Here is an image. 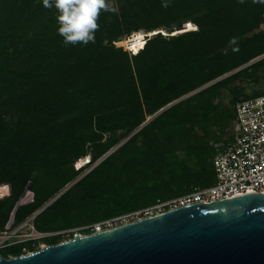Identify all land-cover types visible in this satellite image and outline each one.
<instances>
[{
    "label": "trees",
    "instance_id": "16d2710c",
    "mask_svg": "<svg viewBox=\"0 0 264 264\" xmlns=\"http://www.w3.org/2000/svg\"><path fill=\"white\" fill-rule=\"evenodd\" d=\"M108 2L119 11L100 12L95 42L65 45L55 7L45 8L43 0H0V186L10 187L0 197V234L13 213L10 228L177 100L98 164L105 169H94L90 189L60 209L52 208L54 202L31 223L43 233L82 228L214 184L213 158L230 139L236 104L264 94L248 95L236 85L258 79L264 67V3ZM190 23L195 29L185 31ZM160 30L180 33L159 32L137 54L116 44ZM223 90L232 96L230 106ZM87 156L90 161L77 167ZM27 191L33 200L17 205ZM62 238L18 240L0 255L20 256Z\"/></svg>",
    "mask_w": 264,
    "mask_h": 264
},
{
    "label": "water",
    "instance_id": "95a60500",
    "mask_svg": "<svg viewBox=\"0 0 264 264\" xmlns=\"http://www.w3.org/2000/svg\"><path fill=\"white\" fill-rule=\"evenodd\" d=\"M259 59L261 57L244 67ZM178 101L149 118L91 168ZM62 192L27 221H32ZM21 203H25L23 198L17 205ZM0 264H264V194L251 192L212 203L199 202L100 233H77L72 239L47 245L34 252L9 258L0 256Z\"/></svg>",
    "mask_w": 264,
    "mask_h": 264
},
{
    "label": "built area",
    "instance_id": "2783aa9c",
    "mask_svg": "<svg viewBox=\"0 0 264 264\" xmlns=\"http://www.w3.org/2000/svg\"><path fill=\"white\" fill-rule=\"evenodd\" d=\"M159 32L165 34L164 30L152 33L144 32L143 39L141 40L142 46L137 50L126 43L136 33L124 37V40L122 39L116 44L119 45L124 41L123 46L129 52L136 54L144 47L149 38ZM219 146L220 149L213 158L216 173V182L214 184L210 186H195L187 193L164 200L158 199L151 206L84 226L80 229L89 230L87 233L75 232L74 235L77 233L80 235L100 233L126 223L142 220L199 202L212 203L251 192L264 194V94L240 101L236 104V118L232 124L230 139L220 143ZM13 220L14 215L10 219L8 230ZM30 222L27 221L26 225ZM8 230L0 234V248L19 242L18 240L11 241L12 237H18L20 235L17 234L19 231H15L12 235H9ZM70 232L71 230L43 233L34 230L31 239L61 234L63 238L60 242H64L73 238Z\"/></svg>",
    "mask_w": 264,
    "mask_h": 264
},
{
    "label": "clouds",
    "instance_id": "9594fccd",
    "mask_svg": "<svg viewBox=\"0 0 264 264\" xmlns=\"http://www.w3.org/2000/svg\"><path fill=\"white\" fill-rule=\"evenodd\" d=\"M240 2L243 3L244 0ZM253 2L264 3V0H253ZM43 6L49 9L55 7L58 11L56 17L59 25L58 34L64 38L65 45L94 43L95 32L99 28L97 20L100 12L103 10L118 13L119 11L108 0H43ZM164 6L167 7V4Z\"/></svg>",
    "mask_w": 264,
    "mask_h": 264
},
{
    "label": "rangeland",
    "instance_id": "374dc122",
    "mask_svg": "<svg viewBox=\"0 0 264 264\" xmlns=\"http://www.w3.org/2000/svg\"><path fill=\"white\" fill-rule=\"evenodd\" d=\"M190 26H192L191 23L189 24V26L186 28L185 31L195 29V26L192 27V28ZM185 31H182V32H185ZM142 32H145V31H142ZM164 32L167 35H171L166 30H164ZM176 34H179V33H176ZM163 35H164V33H163ZM173 35H175V34H173ZM122 42L123 43H120L118 46H123L125 42L124 41H122ZM258 76H259L258 79L256 77L255 78H252L251 80L241 79V81L239 83H237L236 85L243 87L244 93L245 94H248V95H254L256 92H263L264 91V67L261 68L258 71ZM223 93H224L223 102L226 105L230 106V102H231V99H232V96H231L230 92L228 90H223ZM90 159H91V157L90 156H87L84 160H82L81 162H78L76 164L77 167H79V166L84 167V164L85 163H88L90 161ZM92 166H93V164L92 165L89 164L88 166H86L85 169H84V171L82 172V174H80L79 176H77V178H75L72 182H70L68 185H66L60 191V192H62V191L63 192L59 195V197L56 200H54L50 204V205H52L54 202L57 201V203L52 208H55V210L56 209H60L63 206L62 204L64 202H67L68 200L74 199L75 198V195H79L81 191H84V192L87 191L88 189H90L95 184V181L93 179V177L95 176V173L93 172L94 169L97 168L98 171H102L105 168L103 166H99V165L95 166L94 168H91ZM0 187H1L0 188V197L7 196V195L10 194V187H9V185L6 184V185H2ZM59 198H61L60 201H58ZM23 199L25 200V202L32 201L33 200V193L31 191H27L25 193ZM50 205H48L45 209H47ZM46 214H48V212H46ZM45 215H43L41 217V219H40L41 222L45 219ZM26 222L23 223L22 225L16 227V228H10L8 230V234L9 235H12L15 231H17V232L19 231L17 234L18 235L20 234L18 237H12L11 238V241L26 240V239H29V238L32 237V233L35 230L34 229V226L31 223L32 221L30 223H28L27 225H26ZM68 230H71L74 233L75 232L81 233L80 228H74V229H68ZM45 245H46L45 243L39 242V243L36 244V249H38V248L41 249ZM27 252H29V251H26V253Z\"/></svg>",
    "mask_w": 264,
    "mask_h": 264
},
{
    "label": "bare ground",
    "instance_id": "6f19581e",
    "mask_svg": "<svg viewBox=\"0 0 264 264\" xmlns=\"http://www.w3.org/2000/svg\"><path fill=\"white\" fill-rule=\"evenodd\" d=\"M180 33V30H176L173 33L170 34H176ZM144 32H138L133 37H131L130 41H127L126 43L132 46L135 50L139 49V47L142 46L141 40L143 39ZM85 165V164H84Z\"/></svg>",
    "mask_w": 264,
    "mask_h": 264
}]
</instances>
